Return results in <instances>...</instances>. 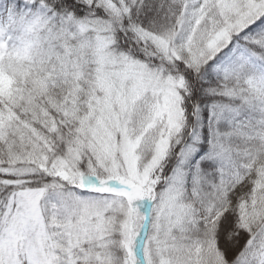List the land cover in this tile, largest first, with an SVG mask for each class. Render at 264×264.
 <instances>
[{"label":"snow or ice","instance_id":"snow-or-ice-1","mask_svg":"<svg viewBox=\"0 0 264 264\" xmlns=\"http://www.w3.org/2000/svg\"><path fill=\"white\" fill-rule=\"evenodd\" d=\"M0 264H264V0H0Z\"/></svg>","mask_w":264,"mask_h":264}]
</instances>
